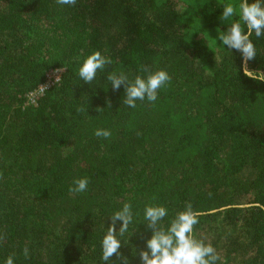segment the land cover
Listing matches in <instances>:
<instances>
[{
	"label": "trees",
	"instance_id": "1",
	"mask_svg": "<svg viewBox=\"0 0 264 264\" xmlns=\"http://www.w3.org/2000/svg\"><path fill=\"white\" fill-rule=\"evenodd\" d=\"M0 264H264V0H0Z\"/></svg>",
	"mask_w": 264,
	"mask_h": 264
},
{
	"label": "built area",
	"instance_id": "2",
	"mask_svg": "<svg viewBox=\"0 0 264 264\" xmlns=\"http://www.w3.org/2000/svg\"><path fill=\"white\" fill-rule=\"evenodd\" d=\"M60 73V71H50L46 75L44 83L26 96L27 103L33 104L40 95L57 83L60 78Z\"/></svg>",
	"mask_w": 264,
	"mask_h": 264
},
{
	"label": "water",
	"instance_id": "3",
	"mask_svg": "<svg viewBox=\"0 0 264 264\" xmlns=\"http://www.w3.org/2000/svg\"><path fill=\"white\" fill-rule=\"evenodd\" d=\"M245 57H246V55H245ZM247 75H250L249 73H247ZM213 212H215V211H213Z\"/></svg>",
	"mask_w": 264,
	"mask_h": 264
}]
</instances>
